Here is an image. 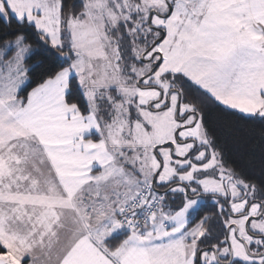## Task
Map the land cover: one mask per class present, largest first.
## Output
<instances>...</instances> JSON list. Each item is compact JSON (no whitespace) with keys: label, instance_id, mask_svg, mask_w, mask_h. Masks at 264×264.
<instances>
[{"label":"snow or ice","instance_id":"6c2138e0","mask_svg":"<svg viewBox=\"0 0 264 264\" xmlns=\"http://www.w3.org/2000/svg\"><path fill=\"white\" fill-rule=\"evenodd\" d=\"M0 264H264V0H0Z\"/></svg>","mask_w":264,"mask_h":264}]
</instances>
